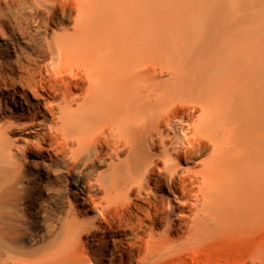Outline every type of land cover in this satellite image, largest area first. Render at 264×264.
Returning <instances> with one entry per match:
<instances>
[{"label": "bare ground", "instance_id": "1", "mask_svg": "<svg viewBox=\"0 0 264 264\" xmlns=\"http://www.w3.org/2000/svg\"><path fill=\"white\" fill-rule=\"evenodd\" d=\"M34 2L46 59L0 82V219L28 172L78 177L45 245L0 224V264H187L264 233V0Z\"/></svg>", "mask_w": 264, "mask_h": 264}, {"label": "rangeland", "instance_id": "2", "mask_svg": "<svg viewBox=\"0 0 264 264\" xmlns=\"http://www.w3.org/2000/svg\"><path fill=\"white\" fill-rule=\"evenodd\" d=\"M164 1L166 4L177 3L184 9H204L207 5V0ZM46 19V12L38 8L34 0H0V82L45 61ZM63 25L69 26L70 21H64ZM43 168L45 176L35 178L28 172L27 179L14 184V197L1 208L0 224L6 225H3L2 239L15 248L34 251L36 247L45 245L50 226H59L68 209L67 200H72L71 183L78 173L55 175L50 173L48 166ZM50 168L64 169V165L60 163ZM104 169L97 165L89 166L86 176L96 177ZM243 234H229L201 247L193 257H187V264H251L256 248L264 245V233ZM257 264H264V255Z\"/></svg>", "mask_w": 264, "mask_h": 264}]
</instances>
